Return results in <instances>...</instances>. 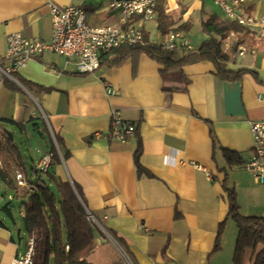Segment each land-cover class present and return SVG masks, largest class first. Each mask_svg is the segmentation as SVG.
I'll return each mask as SVG.
<instances>
[{
  "label": "crops",
  "instance_id": "0c3cea01",
  "mask_svg": "<svg viewBox=\"0 0 264 264\" xmlns=\"http://www.w3.org/2000/svg\"><path fill=\"white\" fill-rule=\"evenodd\" d=\"M47 1L0 0V66L8 64V34L49 40ZM51 1L81 6L93 26L118 21V11L107 7L109 0ZM156 7L167 15L169 29L187 25L182 33L193 48L208 37L201 20L207 14L222 17L213 0H158ZM237 8L256 20L245 27L250 34L264 39V0H243ZM143 36L162 44L165 36L157 27L156 14L143 23ZM254 40L245 37L235 45L238 36L231 32L222 42L229 56L226 69L243 70L236 78L220 76L211 61L197 57L178 71L161 72L162 66L144 53L123 58V49L116 62L88 74L72 71L64 56L52 52L34 56L14 79L8 78L20 89L7 85L0 71V126L15 134L10 121H17L28 131L43 115L50 133L61 138L68 153L49 169L79 190L87 212L121 237L132 255L127 261L96 234L97 245L87 258L92 264H233L237 227L227 218L222 148L242 159L227 170L225 182L236 192L239 212L264 217V180L254 182L242 166L252 154L249 122L264 117V46ZM241 46L246 49L242 55ZM15 76L31 83L30 90ZM112 109L133 123L140 137L144 171L138 176L132 156L135 133L125 141L104 136ZM31 164L37 165L32 159ZM21 212L16 218L0 206V264H11L25 249ZM260 248L257 245L255 251ZM242 264H253L250 241Z\"/></svg>",
  "mask_w": 264,
  "mask_h": 264
},
{
  "label": "trees",
  "instance_id": "16d2710c",
  "mask_svg": "<svg viewBox=\"0 0 264 264\" xmlns=\"http://www.w3.org/2000/svg\"><path fill=\"white\" fill-rule=\"evenodd\" d=\"M155 14L157 27L164 36L172 31L182 32L187 29L185 23L169 29L168 17L160 7L155 8ZM200 25L208 37L201 42L198 48L168 50L162 44L148 41L144 36L146 39L144 45L123 49L125 51L122 53V57L132 56L135 58L144 53L162 66L161 72L178 71L191 58L197 57L211 61L217 73L222 77H238L243 70L231 72L226 69L229 56L223 51L222 42L231 32L238 36L235 45L239 44L245 37H248L252 42L253 35L244 26L215 14H207L201 20ZM257 42L264 46L262 37H259ZM117 57V52H113L107 55L105 60H107V64H113L117 61ZM15 78L30 90L31 83L19 76H15ZM4 80L7 85L20 89L8 78H4ZM10 122L23 132L24 125L22 123ZM44 128L50 138V152L52 153L50 166H52L60 163V156L66 159L68 153L63 147L61 138L53 132L55 143L60 152L59 155L46 124H44ZM209 132L214 147L215 138L211 126ZM134 137L136 143L132 156L138 176L144 171L139 162L142 146L138 133H135ZM221 151L225 161V167L222 169L224 172L223 187L227 192L228 199L227 218L232 220L237 227L232 262L233 264H242L247 241H250L253 264H264V217L242 215L236 202L234 188L226 186L225 183L228 175L227 170L235 165H240L242 159L233 151L223 148ZM15 171L22 172L32 188L19 186L15 180ZM0 181L4 185L3 191L5 193L7 189H10L13 190L14 197L20 198L19 209L23 213L20 217V228L27 235L32 234L34 236L32 264H92L87 258L97 245L95 235L99 230L96 223L87 218V210L79 190L70 181L59 178L52 170L41 172L36 165L27 167L25 154L16 142L14 133L2 126H0ZM4 209L12 216L10 207L6 205ZM95 218L118 244L122 252L131 259L132 255L125 241L113 230L105 227L98 217L95 216ZM224 227L225 222L223 221L218 226L214 249L220 243ZM257 245H261V248L255 251Z\"/></svg>",
  "mask_w": 264,
  "mask_h": 264
},
{
  "label": "built area",
  "instance_id": "2783aa9c",
  "mask_svg": "<svg viewBox=\"0 0 264 264\" xmlns=\"http://www.w3.org/2000/svg\"><path fill=\"white\" fill-rule=\"evenodd\" d=\"M242 1L213 0L223 18L249 28L256 23V20L251 15L238 10L237 6ZM157 2L158 0H109L108 9L119 13L117 23L93 26L86 21L87 12L81 6L59 5L49 0L45 5L52 29L49 40L27 37L20 33L8 34L6 37L8 64L4 67L0 66L2 78L14 79L13 75L24 67L29 59L46 52L64 56L75 73H93L107 63L105 57L110 53H118L122 49L142 46L146 43L143 36V23L155 17ZM261 21H264V16ZM255 35L259 36L257 33ZM162 45L168 50L193 49L190 39L181 31L169 32L163 39ZM244 50L240 47L239 54L242 55ZM105 87L107 91H110L108 83ZM110 115L111 126L105 137L125 141L127 137L134 135L135 125L122 119L118 110L112 109ZM249 127L253 140L252 154L242 166L251 174L253 181L258 183L264 180V117L250 121ZM51 159L52 153L45 152L36 167L41 172H46L49 170ZM195 166L203 168L200 164ZM14 175L19 186L32 188L22 172L15 171ZM87 218L95 223L98 222L89 212H87ZM33 253L34 236L30 234L27 235L22 255L14 258L11 264H32ZM123 256L130 262L127 255L123 253Z\"/></svg>",
  "mask_w": 264,
  "mask_h": 264
},
{
  "label": "rangeland",
  "instance_id": "374dc122",
  "mask_svg": "<svg viewBox=\"0 0 264 264\" xmlns=\"http://www.w3.org/2000/svg\"><path fill=\"white\" fill-rule=\"evenodd\" d=\"M258 37L259 36H256L254 34L253 41H255L254 39H258ZM241 47L245 49V46H241ZM42 117L43 115L39 116L40 124L37 127L30 125L27 128L28 131L21 132L18 128H15L14 137H15L16 142L20 146L21 150L25 154L27 167H30L32 165L31 159L34 161V164H37L38 157L42 156L41 154L44 153L45 151L46 152L50 151V146L48 145L50 143V138H49L48 133L45 131V128H44L45 121ZM50 134L53 139V142L55 143L53 133H50ZM6 205L11 208V211L13 212L14 216L18 218L20 198L14 197L13 190L7 189L5 195L2 197V202H0V206L4 208ZM99 225L100 226L96 224L97 229L99 230L97 235H99L101 239L105 241H110L113 245V249L117 251V253H119L120 255H123L119 246L114 242V240H112V237L109 236L108 232L101 226L100 223ZM232 225L233 227H235L234 223ZM22 232H23V235L21 237L23 240L27 238V236L23 230Z\"/></svg>",
  "mask_w": 264,
  "mask_h": 264
},
{
  "label": "water",
  "instance_id": "95a60500",
  "mask_svg": "<svg viewBox=\"0 0 264 264\" xmlns=\"http://www.w3.org/2000/svg\"><path fill=\"white\" fill-rule=\"evenodd\" d=\"M16 83H17V82H16ZM55 146H56L57 151H58V153H59V155H60V152H59L58 147H57L56 144H55ZM4 195H5V192H4L2 189H0V202H2V197H3ZM96 224H97L98 226H100L98 222H96Z\"/></svg>",
  "mask_w": 264,
  "mask_h": 264
}]
</instances>
